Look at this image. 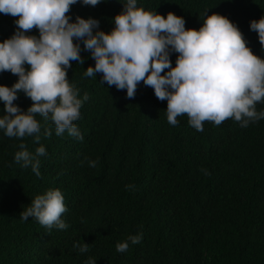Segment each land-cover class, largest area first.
<instances>
[{
    "label": "trees",
    "instance_id": "16d2710c",
    "mask_svg": "<svg viewBox=\"0 0 264 264\" xmlns=\"http://www.w3.org/2000/svg\"><path fill=\"white\" fill-rule=\"evenodd\" d=\"M126 0H102L97 6L78 2L72 22L97 19L110 32ZM138 6L166 17L182 16L186 28L199 29L207 15L218 13L235 23L254 54L264 58L250 22L264 16V0H137ZM16 17L0 13V42L16 31ZM28 35L39 36L33 29ZM81 45L83 64L72 61L69 83L83 100L74 123L83 140L55 133V125L37 115L40 140L9 138L0 129V264H264V119L242 127L234 119L220 126L204 122L203 131L167 122V101L138 84L135 97L109 87L102 74L87 77L95 65ZM177 53L170 59L175 67ZM27 67V66H26ZM167 70H165L166 72ZM163 74V73H162ZM18 76L0 73L11 87ZM14 101L23 111L32 101L20 92ZM0 101V116L4 114ZM256 110L264 111V103ZM45 128L51 136L45 137ZM39 157L41 175L17 163L19 145ZM89 161H96L95 167ZM128 185L134 187L126 188ZM59 189L68 209L67 229H47L23 208L48 190ZM142 235L139 244L128 238ZM128 241L121 253L116 245ZM89 244L87 252L74 245Z\"/></svg>",
    "mask_w": 264,
    "mask_h": 264
},
{
    "label": "clouds",
    "instance_id": "9594fccd",
    "mask_svg": "<svg viewBox=\"0 0 264 264\" xmlns=\"http://www.w3.org/2000/svg\"><path fill=\"white\" fill-rule=\"evenodd\" d=\"M97 6L102 0H0V13L16 17V31L0 42V73L18 76L11 86L0 85V101L4 114L0 129L9 138L34 137L40 140L41 125L37 115L55 125V133L83 140L74 123L80 119L83 100L69 83L67 70L72 61L83 64L81 45L90 52L95 65L86 69L87 77L102 74L109 87L125 90L127 98L135 97L138 84L154 90L156 98L167 101V122L176 126L177 117L187 115L188 123L203 131L204 122L220 126L234 119L242 127L264 119V111H257V103H264V58L253 53L238 26L218 13L206 15L202 26L186 28L182 16L168 12L166 17L156 11L138 6L137 0H126L123 10L114 17L110 32L99 30L100 22L80 16L72 22L68 15L76 3ZM33 29L39 36L28 35ZM250 30L258 34L264 49V16L250 22ZM177 53L175 67L170 54ZM27 66V67H26ZM165 70H167L165 72ZM163 73V74H162ZM23 92L32 101L27 111L14 103ZM45 128L44 136L50 137ZM17 163L31 167L40 176L39 157L46 154L44 146L35 154L19 145ZM90 167L96 161H89ZM128 185L126 188H133ZM68 209L59 189L37 195L20 213L22 220L35 218L47 229L69 227L61 218ZM142 235L130 236L132 244H139ZM87 252L89 244L74 245ZM128 241L116 245L117 252H125ZM88 264H96L90 259Z\"/></svg>",
    "mask_w": 264,
    "mask_h": 264
}]
</instances>
